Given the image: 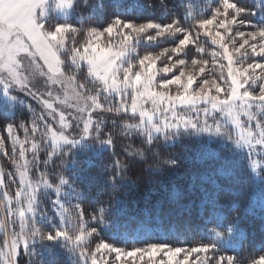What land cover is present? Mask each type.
I'll return each instance as SVG.
<instances>
[{"label":"snow or ice","instance_id":"obj_1","mask_svg":"<svg viewBox=\"0 0 264 264\" xmlns=\"http://www.w3.org/2000/svg\"><path fill=\"white\" fill-rule=\"evenodd\" d=\"M156 6L0 0V264H264V232L257 246L246 224L247 197L264 194V0H178L166 22L143 16ZM176 143L183 158L166 154ZM186 163L190 189L126 211L127 186ZM193 212L194 245L105 238Z\"/></svg>","mask_w":264,"mask_h":264},{"label":"trees","instance_id":"obj_2","mask_svg":"<svg viewBox=\"0 0 264 264\" xmlns=\"http://www.w3.org/2000/svg\"><path fill=\"white\" fill-rule=\"evenodd\" d=\"M108 3V0H105ZM156 3V7L153 9H147L143 13L144 17H152L160 22H166L175 13L181 11L178 6V0H165V4L168 6L167 13H164L159 6L158 0H152ZM198 3L203 5L205 0H197ZM168 46L166 43H162L161 47ZM205 47H208L205 44ZM158 50V49H154ZM205 58H208L207 56ZM27 117V113L24 110H17L16 120H24ZM0 134H3V128L0 126ZM6 135V134H5ZM22 135V133H21ZM139 144V141L136 142ZM185 143L190 145V142ZM121 141L118 139L116 144L117 153L120 152ZM5 149L10 153L11 145L10 142H5ZM166 154L176 155L183 158L185 155L184 145L176 143L174 146L167 150ZM101 163L100 161L97 162ZM0 167H3L5 171L11 169V163L8 157H5L3 152H0ZM196 165L192 163H186L184 167L179 172H165L161 171L158 174H152L145 172L143 178L139 180L138 184L135 186L129 185L125 188L123 198L124 206L126 211L135 214L145 207L150 201L163 198L170 190L175 188H189L191 187V182L194 179L192 173L195 171ZM133 179L137 178L139 175V166L133 169L130 173ZM7 180V177H5ZM264 198L259 186H257L251 195L247 197L248 200V211L246 213L248 219L246 221L247 231L249 239L257 246L261 243L262 232H264V225L261 224L260 220V202ZM244 200L241 199V205L243 206ZM189 207H192L189 204ZM203 223L196 217V213L193 212L190 220L186 225H169L167 222L165 224L154 223L150 231L136 232V224L133 223L126 228L121 230V235L118 238H112L110 235L105 238L109 239L110 243H114L117 247L125 248L126 250H131L134 247H143L146 243H170L174 246H184L185 239L188 240L190 244L197 243L201 237L196 234L195 238H192V234L196 232L198 228H203ZM187 233V235H184ZM179 237V240L177 239ZM231 254V253H230ZM241 255L244 253L241 252ZM112 264H149L148 258H144L143 261L140 260L139 256L136 257H123L121 260H115V254L110 255ZM157 261L160 257L156 258Z\"/></svg>","mask_w":264,"mask_h":264},{"label":"rangeland","instance_id":"obj_3","mask_svg":"<svg viewBox=\"0 0 264 264\" xmlns=\"http://www.w3.org/2000/svg\"><path fill=\"white\" fill-rule=\"evenodd\" d=\"M0 152H3V151H0ZM123 257L127 258V256H123ZM145 258H147V256H145ZM113 264H115V262Z\"/></svg>","mask_w":264,"mask_h":264}]
</instances>
